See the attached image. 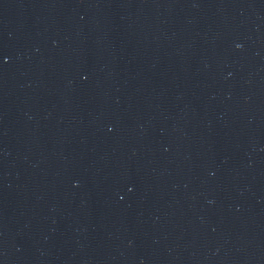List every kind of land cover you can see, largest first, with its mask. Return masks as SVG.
<instances>
[{"label":"water","instance_id":"95a60500","mask_svg":"<svg viewBox=\"0 0 264 264\" xmlns=\"http://www.w3.org/2000/svg\"><path fill=\"white\" fill-rule=\"evenodd\" d=\"M0 264H264V0H0Z\"/></svg>","mask_w":264,"mask_h":264}]
</instances>
